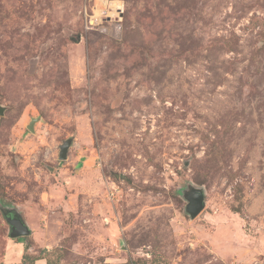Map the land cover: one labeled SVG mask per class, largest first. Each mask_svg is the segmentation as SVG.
I'll list each match as a JSON object with an SVG mask.
<instances>
[{"label": "rangeland", "instance_id": "obj_1", "mask_svg": "<svg viewBox=\"0 0 264 264\" xmlns=\"http://www.w3.org/2000/svg\"><path fill=\"white\" fill-rule=\"evenodd\" d=\"M84 1L0 0V264H264V0Z\"/></svg>", "mask_w": 264, "mask_h": 264}, {"label": "built area", "instance_id": "obj_2", "mask_svg": "<svg viewBox=\"0 0 264 264\" xmlns=\"http://www.w3.org/2000/svg\"><path fill=\"white\" fill-rule=\"evenodd\" d=\"M125 2L122 0H85L79 10L84 32H96L108 40H118L123 33ZM113 184L109 196L114 198Z\"/></svg>", "mask_w": 264, "mask_h": 264}, {"label": "water", "instance_id": "obj_3", "mask_svg": "<svg viewBox=\"0 0 264 264\" xmlns=\"http://www.w3.org/2000/svg\"><path fill=\"white\" fill-rule=\"evenodd\" d=\"M5 108L0 105V117L4 115ZM37 121H43L40 118L32 119L31 123L27 126L28 130L34 132V126ZM73 144V139H67L60 146L59 160L64 161L67 159L69 149ZM188 204L186 211L192 219L196 218L205 209V194L202 189L190 188L184 195ZM7 212H12L11 217L6 218V222L10 226V238L17 239L21 237H28L32 234L29 226L24 221L22 214L16 210L15 207ZM4 215H7L6 212Z\"/></svg>", "mask_w": 264, "mask_h": 264}, {"label": "trees", "instance_id": "obj_4", "mask_svg": "<svg viewBox=\"0 0 264 264\" xmlns=\"http://www.w3.org/2000/svg\"><path fill=\"white\" fill-rule=\"evenodd\" d=\"M124 1V0H123ZM125 1H127V2H131V1H137V0H125ZM81 24H82V22H81ZM124 24V23H123ZM124 27H125V24L123 25ZM82 28H83V24H82ZM84 30V29H83ZM92 34H98V33H96V32H91ZM100 37H103V39H106L103 35H100V34H98ZM108 40V39H107ZM118 42V41H117ZM27 238V237H26ZM17 239H19V238H17ZM27 246H28V244H26V247H25V250L26 251H24L23 252V254H22V264H25V263H27V262H29V260H31L32 262H31V264H34L35 263V261L36 260H38V259H44V260H46L45 258H43V257H40V256H36V257H33L34 255H30L29 253H27ZM47 261V264H49V261L48 260H46ZM128 264H135V263H132V262H129Z\"/></svg>", "mask_w": 264, "mask_h": 264}, {"label": "crops", "instance_id": "obj_5", "mask_svg": "<svg viewBox=\"0 0 264 264\" xmlns=\"http://www.w3.org/2000/svg\"><path fill=\"white\" fill-rule=\"evenodd\" d=\"M34 264H47V261L44 260V259H38V260L35 261Z\"/></svg>", "mask_w": 264, "mask_h": 264}, {"label": "flooded vegetation", "instance_id": "obj_6", "mask_svg": "<svg viewBox=\"0 0 264 264\" xmlns=\"http://www.w3.org/2000/svg\"><path fill=\"white\" fill-rule=\"evenodd\" d=\"M6 214H7V215H4L5 219H6L7 217H11L13 213H12V212H6Z\"/></svg>", "mask_w": 264, "mask_h": 264}]
</instances>
